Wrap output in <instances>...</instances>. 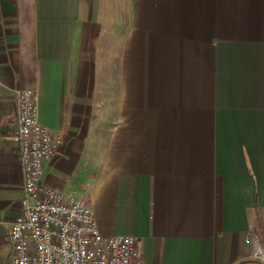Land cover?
<instances>
[{
    "label": "crops",
    "instance_id": "0c3cea01",
    "mask_svg": "<svg viewBox=\"0 0 264 264\" xmlns=\"http://www.w3.org/2000/svg\"><path fill=\"white\" fill-rule=\"evenodd\" d=\"M61 137L43 183L87 194L146 264H260L264 0H0V264L21 215L16 91Z\"/></svg>",
    "mask_w": 264,
    "mask_h": 264
},
{
    "label": "built area",
    "instance_id": "2783aa9c",
    "mask_svg": "<svg viewBox=\"0 0 264 264\" xmlns=\"http://www.w3.org/2000/svg\"><path fill=\"white\" fill-rule=\"evenodd\" d=\"M39 93L16 91L23 168L21 215L9 230V264H146L144 240L134 235L103 236L85 193L43 183L47 165L60 153L61 137L39 120ZM250 259L264 264V244L248 233Z\"/></svg>",
    "mask_w": 264,
    "mask_h": 264
}]
</instances>
